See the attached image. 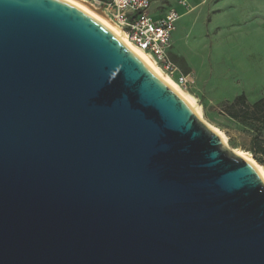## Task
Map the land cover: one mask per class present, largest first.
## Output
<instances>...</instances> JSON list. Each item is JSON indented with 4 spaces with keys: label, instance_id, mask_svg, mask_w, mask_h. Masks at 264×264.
<instances>
[{
    "label": "water",
    "instance_id": "95a60500",
    "mask_svg": "<svg viewBox=\"0 0 264 264\" xmlns=\"http://www.w3.org/2000/svg\"><path fill=\"white\" fill-rule=\"evenodd\" d=\"M0 264H264V182L95 20L0 0Z\"/></svg>",
    "mask_w": 264,
    "mask_h": 264
},
{
    "label": "rangeland",
    "instance_id": "374dc122",
    "mask_svg": "<svg viewBox=\"0 0 264 264\" xmlns=\"http://www.w3.org/2000/svg\"><path fill=\"white\" fill-rule=\"evenodd\" d=\"M185 1L192 15L181 16L172 33L181 38L174 53L184 58L173 55L172 60L189 80L187 89H180L195 100L201 120L225 136L230 149L243 151L247 131L226 115L225 106L234 93H245L249 104L264 97V0ZM183 22L186 30L178 28Z\"/></svg>",
    "mask_w": 264,
    "mask_h": 264
},
{
    "label": "built area",
    "instance_id": "2783aa9c",
    "mask_svg": "<svg viewBox=\"0 0 264 264\" xmlns=\"http://www.w3.org/2000/svg\"><path fill=\"white\" fill-rule=\"evenodd\" d=\"M91 2L124 32L130 43L148 53L181 89H187L188 77L183 75L175 77L178 68L169 58L171 35L176 21L181 16L177 8L185 12L190 11L185 0H92ZM172 2H175L176 7L172 6Z\"/></svg>",
    "mask_w": 264,
    "mask_h": 264
},
{
    "label": "bare ground",
    "instance_id": "6f19581e",
    "mask_svg": "<svg viewBox=\"0 0 264 264\" xmlns=\"http://www.w3.org/2000/svg\"><path fill=\"white\" fill-rule=\"evenodd\" d=\"M77 10L83 12L109 32H111L132 54H134L160 81H162L166 86H168L185 104L192 110V112L202 119L200 108L196 105L195 100L187 93L182 91L180 87L168 76L166 73L158 66L155 60L146 52L140 50L135 45L130 43L124 32L112 21L106 14L94 6L92 3H87L84 0H60ZM202 121V120H201ZM203 122V121H202ZM206 124V123H204ZM206 126H208L206 124ZM217 136L220 138L221 143L224 147L228 148L234 154L245 160L247 163L255 167L259 177L264 182V170L261 166L255 163L249 154L237 149H230L225 136L216 128L208 126Z\"/></svg>",
    "mask_w": 264,
    "mask_h": 264
},
{
    "label": "trees",
    "instance_id": "16d2710c",
    "mask_svg": "<svg viewBox=\"0 0 264 264\" xmlns=\"http://www.w3.org/2000/svg\"><path fill=\"white\" fill-rule=\"evenodd\" d=\"M225 112L246 129L248 143L243 151L264 169V97L249 104L244 94L237 95L225 106Z\"/></svg>",
    "mask_w": 264,
    "mask_h": 264
},
{
    "label": "crops",
    "instance_id": "0c3cea01",
    "mask_svg": "<svg viewBox=\"0 0 264 264\" xmlns=\"http://www.w3.org/2000/svg\"><path fill=\"white\" fill-rule=\"evenodd\" d=\"M196 5H194V7H195ZM193 7V8H194ZM177 10H178V12L180 13V15L181 16H183V17H187V16H190V15H192V14H187V13H189V12H185L184 10H182L181 8H177ZM185 15V16H184ZM180 16V18L179 19H182L183 17H181ZM181 26L182 27H185V30H186V23L185 22H183V23H181L180 25H179V29L181 28ZM192 28V23L189 25V27H188V29H191ZM186 37V36H185ZM180 39L181 38H176V36L174 35H171V49H170V51H169V58H170V60L173 62V60H172V56L173 55H177L179 58H181V59H183L184 60V58L182 57V55L181 54H176V53H174V49H173V47H174V44L175 43H177V41H179L180 42ZM178 42V43H179ZM173 51V52H172ZM174 63V62H173ZM175 64V63H174ZM176 65V64H175ZM188 65H189V67H191V65L188 63ZM176 67H177V65H176ZM178 68V67H177ZM192 73V71H190V74ZM178 75H180L179 74V69H178V73L177 74H175V76H178ZM250 90H251V88H249ZM242 94H244L245 95V93H242ZM237 96V93H234V95H233V99L235 98ZM246 96V95H245ZM247 99V98H246ZM259 100V99H258Z\"/></svg>",
    "mask_w": 264,
    "mask_h": 264
}]
</instances>
